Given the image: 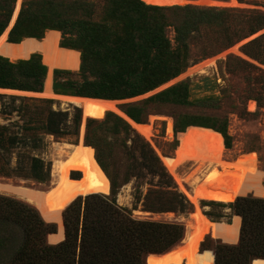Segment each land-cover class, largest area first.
Instances as JSON below:
<instances>
[{"label": "trees", "instance_id": "16d2710c", "mask_svg": "<svg viewBox=\"0 0 264 264\" xmlns=\"http://www.w3.org/2000/svg\"><path fill=\"white\" fill-rule=\"evenodd\" d=\"M14 2L0 0V34L9 22ZM238 15V11L229 8L158 5L143 0H26L8 40L40 39L47 30H58L63 36L60 45L79 51L81 80L65 78L63 75L72 73L70 69L51 70L36 52L15 60L0 55V87L45 91L52 71L51 88L57 94L104 99L134 97L217 52L216 43L203 46L199 44L201 40L207 44L218 41L219 48H226L264 27V13L259 12L250 16L247 32H230L231 21ZM207 34L213 35L211 39L205 38ZM193 41L197 46L191 45ZM258 42L264 51V33L248 45ZM188 95V82L183 81L146 97L140 104L127 105L125 112L135 122L143 123L149 104L204 106L214 99L205 96L190 100ZM39 101L51 102V99ZM67 116V111L49 107L45 121L29 125L27 129L42 128L50 134H62L66 131L63 125ZM73 121L77 131L78 109ZM227 126V120L219 116L184 114L174 123L179 139L175 147L217 155L224 146H231ZM7 131L6 125H0V148L14 145L20 139ZM192 139L200 141L198 147L189 146L188 141ZM85 141L94 148L95 158L108 176L113 194L121 184L114 165V148L120 142L128 170L123 182L131 173L141 175L139 172L143 170L160 176L165 174L160 157L148 142L129 122L114 113L103 120L90 117L86 122ZM30 163L32 175L38 181L46 180L48 170L43 160L32 156ZM9 169L0 164V173H7ZM22 169L18 166L13 171ZM171 195L173 201L157 207L158 211L176 209L177 204L185 207L179 193ZM107 197L100 193L74 199L61 213L63 239L50 243L54 240L49 234L58 230L56 222L45 220L26 201L0 194V264H146L148 253H162L182 240L185 233L182 223L136 219L127 208ZM227 203L240 216L239 237L235 243L217 239L211 248L204 247L212 250L213 264H251L255 258L264 259V197L236 194Z\"/></svg>", "mask_w": 264, "mask_h": 264}, {"label": "rangeland", "instance_id": "374dc122", "mask_svg": "<svg viewBox=\"0 0 264 264\" xmlns=\"http://www.w3.org/2000/svg\"><path fill=\"white\" fill-rule=\"evenodd\" d=\"M25 1L26 0H19L18 7L20 9ZM93 1L99 2L101 0ZM173 4H193L198 6L234 9L239 12V17L231 21L230 32L239 34L247 32L250 16L259 12L264 13V0H181V2L179 1L167 5ZM11 28L6 30L5 39H8ZM263 30L264 27L243 37L226 48H219L220 43H217L218 41L207 44L201 40L199 44L203 46L204 44L210 46L216 43L215 48L218 49L217 52L189 65L180 73L181 75L178 74L180 75L179 77H177V75L164 82V84L169 81L173 82V84L187 81L188 98L190 100L205 96H212L214 99L208 100L204 106L180 105L171 102L149 104L147 107V115L143 122L150 123L151 133L147 138L142 136V134L131 125L124 113H126L125 109L127 105L140 104L143 99L152 95L150 90L148 94L144 93L134 97L117 100V112L108 110L101 116L94 117V119L103 120L110 113H114L129 122L131 127L148 142L149 146L160 157L165 171L164 176L152 174L144 170L139 172L141 175L131 173L128 176V180L123 182L125 172L128 170L126 167L127 159L123 154V145L120 142V145L114 148V165L117 166L116 172L119 174L117 180L121 184L119 183V188L114 194L112 193L110 185L108 194L101 193L103 196L106 195L109 200H114L117 205L127 208L131 216L136 219L179 222L184 225L186 230V225L195 207V204L190 201L187 195L192 187L191 182H194V179L190 176L194 175L195 179V176H197V180H202L206 172L204 170H207V168L202 167V170L200 168L196 171V166L191 162H187L178 168L176 171L177 176L172 175L166 168V164L173 160L176 150L185 151L175 147L179 139L178 132H176L174 128L175 121L179 120L184 114H207L225 118L228 123L227 128L228 133L231 135L232 143L230 147L224 146L222 152L224 159L227 161L236 160L241 163L254 165L258 167V169L264 171V63L262 61V58H264L262 55L264 51L260 42L252 44L251 46L248 45L250 41L263 34L264 32L260 33ZM59 34L60 43V41L63 40V36L61 37L60 32ZM210 36L213 35L207 34L205 38L209 37V39H211ZM253 36L256 37L251 39ZM191 45L197 46V42L193 41ZM193 49L195 50V47ZM196 56H198V54H196ZM211 58L212 60L210 61L212 62L208 61ZM78 67L70 69L72 73L63 76L65 78L69 77L81 80ZM52 81L53 76L51 71L45 89L46 92L48 87L52 91ZM27 93L0 90V125H6L8 127L7 134H16L20 138L16 144L0 148V164H5L6 167L10 168L8 170L9 172L0 173V182L13 186L48 190L54 185L56 180L55 175L51 173L54 160L58 156L59 146L64 144H77L80 138L81 125H83L81 140L86 143V122L92 116H88L82 123V103L80 100L73 97V95L57 94L53 96L41 93L42 96H38L34 95L35 93ZM39 99H51V102L39 101ZM250 102L253 103L252 106ZM49 107L54 110L68 112V116L65 120L66 123L63 125V128L66 129L65 133L50 134L42 128L28 130L27 126L32 124L39 125L42 123V120L45 121ZM77 109L80 112V122L76 131L73 117ZM167 123L170 124V132L166 130ZM188 144L189 146L196 145L198 147L200 141L192 139L188 141ZM32 156H36L43 160L45 168L48 170L46 180L38 181L32 175L30 168V157ZM18 166L23 167V169L19 172L13 171V168L15 169ZM81 174L80 169H73L69 173V178H79ZM237 181L238 172L230 171L229 169L223 171L217 178L204 184L206 190L223 197V199L218 200L203 198L199 201V210L209 220L214 222H231V220H233L235 214L232 208L228 206L227 202L233 201L237 194ZM261 183L264 187V179ZM172 193H179L184 198L185 207L182 208L177 204L176 209L158 211L156 209L157 207L166 206L173 201ZM0 194L23 200L13 192H0ZM248 194L254 195L251 193ZM79 196L84 198L86 195ZM260 197H264V194ZM215 201L224 202L226 205L217 204ZM81 203L83 207L85 202L82 201ZM69 204H67V206ZM56 229H58L57 223ZM217 239L218 238L210 234L204 235L200 240L201 242L198 243L197 249L187 252L188 257L184 258L180 264H213L214 255L212 250L205 249L204 247L211 248ZM252 261V264H264V259L262 258H255Z\"/></svg>", "mask_w": 264, "mask_h": 264}, {"label": "bare ground", "instance_id": "6f19581e", "mask_svg": "<svg viewBox=\"0 0 264 264\" xmlns=\"http://www.w3.org/2000/svg\"><path fill=\"white\" fill-rule=\"evenodd\" d=\"M144 1L147 3H155L172 0ZM175 1L181 2V0ZM18 4L19 0H16L14 16L18 8ZM6 30H4L0 35V55L8 57L10 60H15L19 58H28L32 53L36 52L41 55L42 62L50 69H75L78 67L80 61L79 51L61 46L59 43L60 34L58 30L50 29L47 30L44 36L40 39L34 37H24L19 42H11L8 39H5ZM210 60H212V58L208 61ZM0 89L8 92H16L15 89L11 88L0 87ZM25 92L36 93L34 91ZM47 92L44 91L42 93L53 96L57 95L54 94V92L51 91L49 87L47 88ZM73 97L81 101L82 113L86 117H99L105 111L113 110L117 112L118 109L116 106L117 100L95 97H81L76 95H73ZM250 104L251 106L253 105L252 102H250ZM126 119L128 118L126 117ZM128 121L145 138L150 135V123H135L129 119ZM82 128L83 125H81L80 128V138L77 144H64L59 146L58 156L54 160L53 166L51 165L52 173L50 172L51 174L55 175L56 180L50 189L39 190L24 186H13L0 182V192L15 193L19 198H22L26 202L35 206L45 220H51L58 224L57 232L49 234L50 239L52 241L54 240L53 242H58L55 240L60 241L63 238L61 213L67 204H69L75 197L79 195H87L91 193L108 194L110 190L109 178L96 160L94 148L81 140ZM166 130L170 132L169 123H167ZM222 152L223 149L218 155H204L176 150L173 160L166 164V168L174 176H177L176 171L178 168L187 162H191L194 166H196V171L200 168L202 170V167H206L207 170H204L206 172L202 180H197V176H195V179L194 175H192L194 173L191 172L192 176L190 177L194 179V182H191L192 187L190 186L191 190L187 193V195L190 201L195 204V207L186 225V230L182 240L180 243L172 246L162 253H150L146 255V264H180L184 258L188 257L187 252L195 251L197 249L198 243L201 242L200 240L206 234H210L211 236L216 237L225 243L237 242L240 225V217L238 215H235L231 222H214L209 220L199 210L198 204L203 198L217 200L223 199L222 196L220 197L217 194L206 190L204 188V184L217 178L223 171L230 169V171L238 172L236 189L237 194L246 195L251 193L256 196H261L264 194V187L261 183V181L264 179V171L258 169V167L254 165L241 163L236 160L227 161L224 159ZM73 169L81 170L82 174L79 178H69V173Z\"/></svg>", "mask_w": 264, "mask_h": 264}, {"label": "water", "instance_id": "95a60500", "mask_svg": "<svg viewBox=\"0 0 264 264\" xmlns=\"http://www.w3.org/2000/svg\"><path fill=\"white\" fill-rule=\"evenodd\" d=\"M144 1V0H143ZM178 1H175V0H172V1H163V2H149V3H151V4H158V5H167V4H172V3H177ZM19 5V4H18ZM15 8H16V2H15V4H14V7H13V11H12V14H11V17H10V19H9V22H8V24H7V26L5 27V29L4 30H9L13 25H14V23H15V21H16V19H17V16H18V14H19V11H20V8L18 7L17 8V10H16V13H15V16H14V11H15ZM13 16H14V18H13ZM13 18V19H12ZM12 21V22H11ZM10 22H11V24H10ZM10 24V25H9ZM9 26V27H8ZM3 30V31H4ZM2 31V32H3ZM264 32V30L263 31H261L260 33H263ZM2 34V33H1ZM0 34V35H1ZM254 37H256V36H253V37H251V39L252 38H254ZM173 84V82H171V81H169L168 83H163V84H161V85H159V86H157L155 89H153V91L152 90H150L151 91V93L153 94V93H157L158 91H161L162 89H164L165 87H168L169 85H172ZM43 89H44V87H43ZM1 90V89H0ZM16 90V92H19V93H27V92H25L24 90H18V89H15ZM4 91V90H3ZM15 92V93H16ZM34 92H36L35 94L34 93H32V94H34V95H38V96H42L41 95V93L43 92V91H34ZM146 94H148L149 93V91L148 92H145ZM27 94H29V93H27ZM54 94H57V93H55L54 92ZM144 94V93H143ZM141 95V94H140ZM81 97H86V96H81ZM111 100H119V99H111ZM82 115V123L85 121V119L87 118L86 116H84V114L83 113H81ZM125 114V116L129 119V120H131V121H133V122H135L130 116H128L126 113H124ZM135 123H137V122H135ZM195 127H199V128H203V127H200V126H195ZM48 222H53V221H51V220H49ZM51 243H53V242H51ZM54 243H56V242H54ZM148 254H150V253H148ZM147 254V255H148Z\"/></svg>", "mask_w": 264, "mask_h": 264}]
</instances>
